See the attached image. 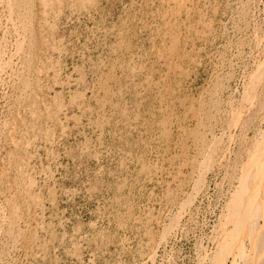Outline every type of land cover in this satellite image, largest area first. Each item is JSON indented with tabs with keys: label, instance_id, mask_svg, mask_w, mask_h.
Here are the masks:
<instances>
[{
	"label": "rangeland",
	"instance_id": "rangeland-1",
	"mask_svg": "<svg viewBox=\"0 0 264 264\" xmlns=\"http://www.w3.org/2000/svg\"><path fill=\"white\" fill-rule=\"evenodd\" d=\"M0 66V264H264V0H0Z\"/></svg>",
	"mask_w": 264,
	"mask_h": 264
},
{
	"label": "bare ground",
	"instance_id": "bare-ground-1",
	"mask_svg": "<svg viewBox=\"0 0 264 264\" xmlns=\"http://www.w3.org/2000/svg\"><path fill=\"white\" fill-rule=\"evenodd\" d=\"M41 2H43V1H41ZM182 2V1H181ZM10 4V3H9ZM11 6V5H10ZM181 10V9H180ZM21 11V10H20ZM12 12V11H11ZM172 12V11H171ZM181 14V13H180ZM187 15V14H186ZM188 16V15H187ZM25 17V16H24ZM167 25V24H166ZM43 28V27H42ZM176 29V28H175ZM170 30V29H169ZM187 30V29H186ZM176 34V33H175ZM180 34H181V32H180ZM173 36V35H172ZM23 37V36H22ZM170 37V36H169ZM177 39V38H176ZM175 39V40H176ZM43 41V40H42ZM28 45V44H27ZM173 45H175V44H173ZM176 46V45H175ZM130 50V49H129ZM177 51V50H176ZM28 52V51H27ZM178 52V51H177ZM192 56V55H191ZM25 57V56H24ZM186 58V57H185ZM193 58V57H192ZM169 59V58H168ZM162 60V59H161ZM22 62V61H21ZM167 63H169V62H167ZM8 65V64H7ZM1 67V66H0ZM4 72V71H3ZM43 79V78H42ZM26 80V79H25ZM26 86V85H25ZM106 86V85H105ZM164 87V86H163ZM164 90V89H163ZM168 91V90H167ZM170 94V93H169ZM163 96V95H162ZM26 107V106H25ZM36 109V108H35ZM41 110V109H40ZM35 111V110H34ZM42 112V111H41ZM43 113V112H42ZM42 123V122H41ZM209 149V148H208ZM259 172V171H258ZM14 174V173H13ZM256 175V174H255ZM29 176V175H28ZM261 177V179L263 178L262 176H260ZM260 179V180H261ZM253 181L254 180H252V182L251 183H253ZM262 181V180H261ZM260 181V183L259 184H257V188L255 189L256 190V197H255V199H253L252 198V200H255L254 202H255V210H254V212H255V218H254V220H255V222H254V220H252V219H250L249 220V217H247V215H246V218H245V220H246V223H245V220H244V223L242 222L241 224H240V226L239 227H241V225H242V227L244 228V227H246L247 228V230H249V233H252V235L254 236V237H252L253 239H252V244H253V246H254V248L257 250V252H258V255L259 256H261L262 258H264V255H263V251H264V244H262V242H261V240L264 238V230L263 229H261V228H259V226H258V220H263L264 219V179H263V182H261ZM255 182V181H254ZM255 184V183H254ZM253 186V185H252ZM10 187V186H9ZM26 187V186H25ZM13 189V188H12ZM255 193L253 194L254 196H255ZM252 195V196H253ZM238 199L240 198V197H237ZM236 201H239V200H236ZM242 201V200H241ZM233 203V202H232ZM231 203V204H232ZM13 206V205H12ZM234 206V205H233ZM247 206V205H246ZM22 207V206H21ZM231 207H232V205H231ZM235 207L237 208V212L240 214V208L242 209V205L240 206V203H239V207H237L236 205H235ZM254 207V206H253ZM234 208V207H233ZM230 210V209H229ZM249 210V209H248ZM234 211V210H233ZM236 211V210H235ZM30 213V212H29ZM237 213V215H239ZM245 213V212H244ZM244 213H243V215H244ZM233 214H234V212H233ZM236 214V213H235ZM29 216V215H28ZM232 216H235V215H232ZM245 216V215H244ZM243 216V217H244ZM238 217V216H237ZM239 217H240V215H239ZM240 219V218H239ZM12 221H13V219H12ZM239 224V223H238ZM237 227V226H236ZM242 228V229H243ZM245 228V229H246ZM247 230H245L246 232H247ZM237 232H238V230H237ZM38 233V232H37ZM244 234V233H243ZM246 234V233H245ZM248 234V233H247ZM238 237V236H237ZM238 239V238H237ZM234 240V239H233ZM240 243V242H239ZM237 244V243H236ZM234 245H235V243H234ZM237 246V245H236ZM227 248V247H226ZM240 248V247H239ZM231 249H232V244H231ZM227 251H228V248L226 249ZM238 250V249H237ZM241 253H240V255H236L234 258H235V260H236V258H238L239 256L241 257ZM224 256V255H223ZM223 263H224V260H223ZM233 264H235V261H233Z\"/></svg>",
	"mask_w": 264,
	"mask_h": 264
}]
</instances>
